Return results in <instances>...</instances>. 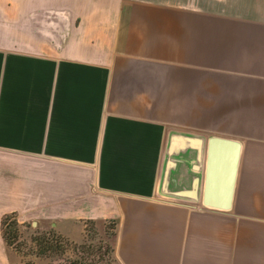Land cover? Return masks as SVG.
Returning <instances> with one entry per match:
<instances>
[{
    "label": "crops",
    "instance_id": "0c3cea01",
    "mask_svg": "<svg viewBox=\"0 0 264 264\" xmlns=\"http://www.w3.org/2000/svg\"><path fill=\"white\" fill-rule=\"evenodd\" d=\"M14 211L115 220L120 264H264V0H0V264Z\"/></svg>",
    "mask_w": 264,
    "mask_h": 264
},
{
    "label": "rangeland",
    "instance_id": "374dc122",
    "mask_svg": "<svg viewBox=\"0 0 264 264\" xmlns=\"http://www.w3.org/2000/svg\"><path fill=\"white\" fill-rule=\"evenodd\" d=\"M54 27L59 35L61 26ZM33 29L34 26H3V33L5 38L14 37L13 34L27 37V35L34 34ZM16 218L18 236L13 245H9V247L20 259L18 264H120L114 249L115 220L86 222L81 238L79 230L76 228L70 230L69 235L73 237L71 238L61 232L62 224L60 223L39 221V217L34 221L20 222L17 212ZM51 230H54L55 233L46 235ZM64 230L69 231L66 228ZM38 235L45 236L53 242L54 250L48 251L47 255H39V247L34 240V237Z\"/></svg>",
    "mask_w": 264,
    "mask_h": 264
},
{
    "label": "trees",
    "instance_id": "16d2710c",
    "mask_svg": "<svg viewBox=\"0 0 264 264\" xmlns=\"http://www.w3.org/2000/svg\"><path fill=\"white\" fill-rule=\"evenodd\" d=\"M2 227H3V235L8 243V245H13L14 240L17 239L18 236V221L16 218V212H11L8 214H5L2 218ZM54 230H51L46 233L47 234H54ZM63 238V236H62ZM34 240L38 244V253L39 255H47L48 251L54 250V244L50 240H48L45 236L38 235L34 237ZM16 249H18L16 247ZM30 264V263H26Z\"/></svg>",
    "mask_w": 264,
    "mask_h": 264
},
{
    "label": "water",
    "instance_id": "95a60500",
    "mask_svg": "<svg viewBox=\"0 0 264 264\" xmlns=\"http://www.w3.org/2000/svg\"><path fill=\"white\" fill-rule=\"evenodd\" d=\"M214 142H218L221 144H227L233 147V178H232V183L234 182L235 179V174L238 168L239 160H240V154H241V143L236 140H230L226 138H220V137H215ZM229 208V207H227Z\"/></svg>",
    "mask_w": 264,
    "mask_h": 264
}]
</instances>
